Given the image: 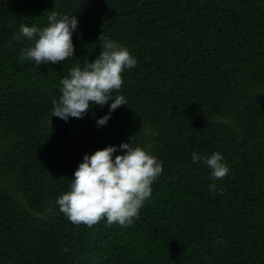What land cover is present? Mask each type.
<instances>
[{
  "label": "trees",
  "instance_id": "trees-1",
  "mask_svg": "<svg viewBox=\"0 0 264 264\" xmlns=\"http://www.w3.org/2000/svg\"><path fill=\"white\" fill-rule=\"evenodd\" d=\"M51 12L76 15L75 56L22 60L20 26ZM102 32L137 61L113 92L127 105L105 126L112 101L52 117ZM132 137L163 166L138 218L70 222L56 201L84 156ZM193 152H220L228 175ZM0 264H264V0H0Z\"/></svg>",
  "mask_w": 264,
  "mask_h": 264
},
{
  "label": "clouds",
  "instance_id": "clouds-1",
  "mask_svg": "<svg viewBox=\"0 0 264 264\" xmlns=\"http://www.w3.org/2000/svg\"><path fill=\"white\" fill-rule=\"evenodd\" d=\"M47 26L21 25L15 40L21 37L32 41V46L21 52V59H30L35 65L60 63L75 56L73 32L78 27L76 15L59 16L51 12ZM102 51L83 68L73 67L61 81V95L53 101V115L65 121L69 118L82 119L92 104L103 106L112 101L109 114L97 120L98 126H105L111 113L127 105L119 92L124 80L125 69L136 66V59L130 51L103 32L99 36ZM11 44V41L9 42ZM122 142L119 146L109 145L85 155L71 179L70 190L61 194L56 203L60 212L70 222L88 227L106 218L109 226L119 224L128 227L138 218L144 202L151 196L153 182L162 174L163 166L155 157L139 146ZM121 154L116 155L117 152ZM203 162L210 169V179L222 180L229 173L220 152L211 156L192 153V163ZM209 190L216 191L215 183Z\"/></svg>",
  "mask_w": 264,
  "mask_h": 264
}]
</instances>
